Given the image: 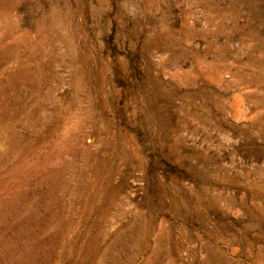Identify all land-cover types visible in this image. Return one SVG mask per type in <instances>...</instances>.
<instances>
[{
    "label": "rangeland",
    "instance_id": "1",
    "mask_svg": "<svg viewBox=\"0 0 264 264\" xmlns=\"http://www.w3.org/2000/svg\"><path fill=\"white\" fill-rule=\"evenodd\" d=\"M50 1L110 128L108 186L52 221L37 186L23 243L0 224V264H264V0Z\"/></svg>",
    "mask_w": 264,
    "mask_h": 264
},
{
    "label": "bare ground",
    "instance_id": "2",
    "mask_svg": "<svg viewBox=\"0 0 264 264\" xmlns=\"http://www.w3.org/2000/svg\"><path fill=\"white\" fill-rule=\"evenodd\" d=\"M25 1L0 0V224L15 223L17 244L23 243L24 225L39 221L32 211L38 202L31 199L38 196L39 185L42 192H52L41 216L48 221L70 205L86 209L101 201L99 193L108 183H103L100 165L110 132L96 109L97 94L91 92L83 64L75 59V35L65 26L62 12L50 0H32L33 5L20 11ZM64 5L68 10V0ZM24 11L30 15L28 25L22 23ZM55 62L65 68L61 91L67 96L49 85ZM120 172L117 166L114 174ZM124 201L121 208L133 206ZM123 214L118 209L108 219Z\"/></svg>",
    "mask_w": 264,
    "mask_h": 264
}]
</instances>
